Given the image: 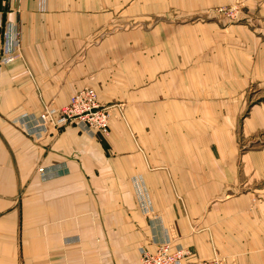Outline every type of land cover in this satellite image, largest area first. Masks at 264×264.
<instances>
[{
  "label": "crops",
  "instance_id": "crops-1",
  "mask_svg": "<svg viewBox=\"0 0 264 264\" xmlns=\"http://www.w3.org/2000/svg\"><path fill=\"white\" fill-rule=\"evenodd\" d=\"M8 21L22 53L1 65ZM85 86L123 108L108 137L18 121ZM251 90L264 0H0V264H144L166 242L264 264V149L238 138L264 133Z\"/></svg>",
  "mask_w": 264,
  "mask_h": 264
},
{
  "label": "built area",
  "instance_id": "built-area-1",
  "mask_svg": "<svg viewBox=\"0 0 264 264\" xmlns=\"http://www.w3.org/2000/svg\"><path fill=\"white\" fill-rule=\"evenodd\" d=\"M219 11L232 18H237L239 7H220ZM1 65L13 62L22 53V34L17 24L5 22L2 27ZM111 110L102 105L97 90L85 86L72 94L69 103L61 109L45 106L39 116L23 115L18 121L23 123L30 134L41 135L52 128L60 129L74 123L89 135L106 136L111 130ZM39 173L45 177L46 169L40 167ZM191 255L188 249L178 247L170 242L162 243L156 250L145 248L141 259L144 264H230L225 258L215 255L212 259L185 262Z\"/></svg>",
  "mask_w": 264,
  "mask_h": 264
},
{
  "label": "rangeland",
  "instance_id": "rangeland-1",
  "mask_svg": "<svg viewBox=\"0 0 264 264\" xmlns=\"http://www.w3.org/2000/svg\"><path fill=\"white\" fill-rule=\"evenodd\" d=\"M232 6H237V4L236 5L233 4V5H230V6H224V7L230 8ZM238 7H239V10L240 9L243 10V7L244 6L243 5L242 6L241 5H238ZM219 8L216 9V10L219 11ZM219 12L221 14H223L225 17H227L231 21L232 20H236L238 18V17L237 18H232L231 16L227 15L224 12H221V11H219ZM251 89H253V87ZM246 101L249 103L248 109L252 108L255 104L263 103L264 102V90L262 92L261 91L256 92L254 90H251V93L246 98ZM104 106L108 107L111 110V112H112V118H111V127H112V121L114 120V114H113L114 109L115 108H118L119 109L120 115H121L120 117L122 118L123 117V108L120 107L118 104L117 105H104ZM246 113L247 112H245V114ZM110 133H111V130H110ZM238 133H239L238 134V138L240 140V145L242 147V151H246V150H262V149H264V133H262L258 139H254L253 137H247L243 133V131H241V128H239V132ZM108 135L102 136V137H108ZM91 136H93V135H91ZM99 136H101V135H99ZM217 255L225 258L230 264H236L235 263V260L229 261L226 257H224V256H222L220 254H217Z\"/></svg>",
  "mask_w": 264,
  "mask_h": 264
}]
</instances>
